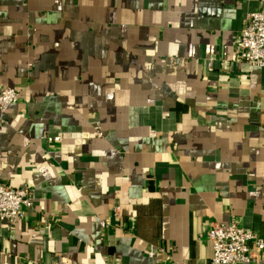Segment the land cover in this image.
<instances>
[{
	"label": "crops",
	"instance_id": "obj_1",
	"mask_svg": "<svg viewBox=\"0 0 264 264\" xmlns=\"http://www.w3.org/2000/svg\"><path fill=\"white\" fill-rule=\"evenodd\" d=\"M254 8L0 0V181L31 202L0 264H197L231 220L264 239V67L234 45Z\"/></svg>",
	"mask_w": 264,
	"mask_h": 264
},
{
	"label": "built area",
	"instance_id": "obj_2",
	"mask_svg": "<svg viewBox=\"0 0 264 264\" xmlns=\"http://www.w3.org/2000/svg\"><path fill=\"white\" fill-rule=\"evenodd\" d=\"M254 2L256 8L248 11L244 26L234 37L236 61L250 66L264 67V0H241ZM18 98L16 90L4 87L0 90V111H5ZM59 141V135L47 137ZM27 141H24L26 144ZM31 207L27 189H14L0 181V221L13 223L23 219ZM116 214L117 209L114 208ZM104 225V222H100ZM211 252L206 261L197 264H260L264 262V239L255 231L246 230L234 220L226 224L212 222L206 231ZM152 248V247H151ZM151 248L149 256H151ZM56 264V263H52ZM147 264H158L149 262ZM170 264H185L171 262Z\"/></svg>",
	"mask_w": 264,
	"mask_h": 264
}]
</instances>
